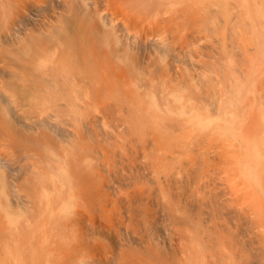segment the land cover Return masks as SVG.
<instances>
[{
  "label": "rangeland",
  "instance_id": "374dc122",
  "mask_svg": "<svg viewBox=\"0 0 264 264\" xmlns=\"http://www.w3.org/2000/svg\"><path fill=\"white\" fill-rule=\"evenodd\" d=\"M175 1L185 4L182 6H184V8L188 11L185 12L186 11L185 9L180 10L183 11L182 13L184 15L183 14L180 15L177 18V21L180 18L181 21L182 20L185 21V22L183 21L184 23H187L188 25L191 24L189 28L187 26L188 29L186 28V33L184 34L183 37H181L182 39L181 40L179 39L182 43V47L185 48L187 45V49H188L189 45L191 46L193 42H196L195 43L196 48L194 47L192 51L191 48H193V46L192 47L189 46L191 52L189 51V49L187 50L185 48V52H187L188 53L187 54L184 52V48L181 47L183 49L182 52L180 51L178 53H174V55L169 54L174 56L173 59V56H169L168 54L167 55L165 54L166 55L165 56L163 54L164 52H160L161 53L160 55L159 53L160 50L157 52V50L153 46H152L153 47L152 50L155 49L154 51L156 53L154 51L147 52L150 46L146 48L137 47L134 43L127 41L128 39L126 40L124 39L125 41L124 40L122 41L121 47H123L124 45V47L126 48L124 47L121 48L120 54H122V52L128 49L129 50L128 53L130 52V54H133V57L137 58V56L139 55L142 56V58L138 57L137 60L135 58L139 66L137 65L138 67L136 66L134 70L133 67L130 68L131 70L127 69L122 62H119V60L114 61V58L105 55V53L99 52V50L97 49L96 55H98L99 57L98 62L101 65V70H102L101 72L104 81L103 84L106 83L107 86L109 87L111 86V87L108 89V92L105 93L103 97H97L96 99L90 101L88 104L85 105L84 101L90 99L94 95L95 89L98 90L99 92L102 88V86L98 88L97 85L94 83L95 79H94L93 71L89 67L87 69L88 71H86V70H82V66L79 67V65L76 64V56L73 52L74 47L72 46V43H76L77 45V40H79L78 32H76L75 29V23L86 22L85 14L87 13L86 11L87 9L84 6L85 3H81L80 0H0V137L2 136L3 138H7L5 139L7 144H9V147L7 148L10 149V150L9 149L5 150V148H2L0 154L1 155L3 154V158L0 157V159L2 160V162H4V160H7V162L9 161L14 163L12 165L9 162L8 165L5 164L6 167H12L13 165L15 167L12 174L8 175L10 179L13 176L18 177L26 172H29L31 166L36 165V167L38 166L37 168L49 167L51 166L52 163L58 166L60 164H63L64 161L66 160L65 163H68V165L74 169L75 179H78L77 178L78 176L80 177L83 176L86 179L90 180L96 187H99L100 183L101 184L104 183V185L100 184V192L95 196L96 197L95 202L97 207L103 203V201H101L102 198L103 199L105 198L108 201L107 202L108 205L106 207V210L104 211L105 216H103L102 220H104L107 224H111L110 227L112 226L111 234L113 238L115 235H118L115 236L117 239L114 238L116 241L119 239L118 240L119 244L122 243L121 244L122 246H118V247H121V250H124L129 254H132L133 257L137 258L139 261L141 260L140 261L141 264L144 263L143 260L144 261L146 260L144 264L156 263L157 259L159 258L158 255H160L162 258L163 257L165 258V259H162L161 257H160L161 259L159 258L160 261L163 260L161 262L158 260L160 264L163 263L168 264L169 260H171L169 264L172 263L181 264L180 262H185V261H187L186 264H190L191 261L189 260L191 258L192 253H194V250H195V254H197L196 256L192 255L195 258L194 259L195 262L193 261L194 264H205L206 261L205 255H207L210 260L212 259L211 261L214 264H264V220L259 221L261 220V217L259 215L260 211L258 210V208H256L257 205L253 204L251 198L249 199L247 197V199L242 198L241 200H236L232 196V193L231 194L229 193V191L233 192L234 190L232 186L233 180L237 179L240 173H243V175H245L244 174L245 172H239V171H242L245 168V166L246 167L249 166L248 163L249 161H247L248 159L247 158H246L247 160L243 159V157L245 158L246 153L241 154L238 151V149L237 148L235 149L234 147L237 146L238 148H241L243 146L244 148L246 146L242 145L243 143H240L241 144V145L239 144L240 146L232 145L233 146V150H232V146L230 147L229 145L240 141L238 140V137L237 138L234 137L236 139H233V136H231V138L230 136L229 138L224 137V135L220 133V130H218L221 127L218 126V124L224 122L217 121L218 123H215L216 124L215 126V124L213 123L215 120L214 119L215 116L213 117L212 124L208 127H204L202 124L200 125V123L197 122H195L194 124V122H192L194 120L189 119V117H184L183 115L182 116L180 115L181 117L177 116V112L174 111L176 112V115H174V117L176 116L179 122L178 121L174 122L173 120L172 122L176 124L178 123L177 124L178 127L176 126V124L174 126L173 123L174 129L173 128L171 129V127H173L171 126L172 122L171 119L167 117L169 115L166 114H165L166 116L164 117L165 119H169L170 122H167L168 123L167 124L166 120H164L162 124L163 123L166 124L160 125L159 124L161 123L160 119L161 118L164 119V117H162L163 114L161 115L158 114L160 115L159 123H158L159 125L156 124V127H157V132L158 131L159 132L157 133L156 131L153 130L154 131L153 134L151 133V130L153 128H156V127H152V122H150L151 123L150 126L148 124V126L151 129L145 128L147 127L146 126L147 123H145L146 119L150 116L147 112L148 111L147 108L149 107V105L151 107L150 101L152 100L150 99L151 96L155 95L154 92L152 93V91H155L154 88L158 90V87H159V91L156 92L157 93L159 92V94H161L160 92H162L163 89V90H167L166 96H169L171 94L170 91L175 90L177 91V93H180L182 96L186 97L188 101L190 99L192 100L196 99V101L198 100V102L192 101L196 103L195 105H193L194 109L192 108L193 107L192 104L194 103H192L191 101L189 102L191 103V105L189 104L190 109H192L193 111L188 113L189 114L195 113V111L197 110L200 111L201 109L200 113H202L203 111L205 112L202 113V115L207 117V119L205 118L206 121H208V117L210 115L212 114L214 115V113L212 112H217V111L219 112L222 106L226 109L220 111V114L222 112L224 113L223 114L224 117H226L225 115H229V113L233 111L231 114L233 115L235 114L234 115L236 116L235 118L238 117L239 113L238 115H236V113L237 111L239 112L240 109L241 111H243L244 108L251 109L256 107V106L250 107V105L256 103V101L259 103L261 99H263V97L262 95L260 96V94L258 93L257 95L253 94L251 96H253L254 98L257 97L256 99L260 97L259 98L260 100L258 101L254 99L255 101H253L252 99V101H249L248 94L249 93L252 94V92L248 90L249 89L248 86L250 84L249 85L247 84L248 85L247 87L245 85L248 81H250V79H252L251 76H253L256 73L253 72L254 69H255L254 71H256L257 68L258 69L260 68L259 70L263 68L262 71H264V66H263L264 65V17H263L264 11H262L263 9L261 10V8L262 7L264 8V6L259 5V4H264V0H236L235 2L231 0L233 4L235 3L233 6L235 9L237 7L238 12L237 10L236 12L235 11L233 12V8L232 9L230 8L232 3L227 4L230 5L226 8V10L229 12L216 10L215 9L216 7H214V9L217 12L219 11L218 14L221 13V15H224V16L220 15L224 19L218 16V14L213 11L214 9L212 10L209 9V6H205L209 4L207 3L208 1L206 0H202V1L175 0ZM260 1L261 3H259ZM214 2L212 1V3L209 4L211 8L212 6H215ZM256 5L261 7L259 8ZM200 6H204V7L202 8ZM252 7L255 9V11L254 9H252ZM201 8L202 9L205 8L204 11H206L208 15L206 13L204 14L207 17L202 14L203 11ZM228 8H230L231 10H229ZM199 9H201V13ZM16 11H19L20 15L14 16L18 13V12L15 13ZM211 12L213 14L214 13L216 14L215 16L213 15V18ZM225 14H227L226 19H225ZM198 15H201V17ZM228 17H230V19H228L229 22L227 20ZM186 18H188L189 21L185 20ZM254 18L255 21H257V19L259 18L262 19L259 20L261 22L257 21L258 23H254L253 21ZM220 20L223 22H220ZM193 22H195L196 25H194ZM219 23L223 26H221ZM227 23L229 24V26L227 25ZM179 25L181 24L179 23ZM205 27L207 28L206 31L209 29V31L214 32V34L213 33L210 34V32H207L208 34H210V36L208 34H205L206 33V31H204ZM210 27H212V30L213 29L214 30L213 31L210 30L211 29ZM81 33H82L81 39H84L85 41L89 42L88 30L82 29ZM212 34L214 37L211 36ZM218 37L220 38L219 39L220 42L219 41H217L218 43H216V41L214 42L215 39L218 40ZM228 37H230L229 42L227 41ZM123 38L124 36L122 37V39ZM199 38L200 41L202 40L203 42L202 44H199L200 42L198 43ZM211 38L214 40H212ZM209 39L211 40L208 41ZM186 40L188 44H186ZM224 41H225V46L226 44H228L227 45L228 47L226 46L228 50L234 47L235 48L231 49V51L226 50L227 48L223 45ZM123 42L126 43L123 44ZM231 42L234 43L232 44V46L234 45L233 47L229 46L231 45ZM127 43H129L130 46L129 44L127 45ZM215 44L217 45L219 44L217 47L218 49H216ZM235 45H237V47ZM131 47L132 50H130ZM198 47L200 48L201 51L203 49L202 57H201L202 53H199L200 55L197 53ZM239 48L240 50H238ZM141 49L143 50L141 51ZM133 50L136 51L137 54L136 52L134 53ZM138 50L142 53L139 54L140 52ZM220 51L221 53H223V55L220 54ZM223 51L226 53H224ZM231 52L234 55H230ZM153 53L154 55H151ZM193 53L195 54L194 56ZM204 54L209 55L208 59H206L207 57H205L206 55ZM224 54L226 56H224ZM159 55L161 57L160 58L161 60L168 59L169 63L174 66L172 67V69H174L175 71L174 70L171 71L178 73L177 78H174V80L170 79L171 76L169 75L168 71H166V68L162 66V61L158 58ZM217 55L218 56L221 55V56L218 58ZM102 56L104 58H102ZM180 56L183 57V61H180V63H176L179 61L178 57ZM162 57L165 58L162 59ZM185 57L188 60L184 61ZM193 57L194 58L196 57V59H194ZM224 58L227 59H225L224 61ZM142 59H143V63L145 61V64H142L141 62ZM145 59L146 60L148 59L147 63ZM154 59L158 61L156 62ZM170 59H172L173 61L172 60L170 61ZM176 59H178V61ZM190 59L193 62V64H196L200 61L201 63L199 65L197 64V66L194 65L192 67L193 64L187 63L190 61ZM218 59H221L219 62L220 68L217 67ZM209 60L212 63L210 64L211 66L209 65L210 63ZM213 60H214V64L216 62V66L213 65L212 62ZM204 61L208 63L206 67H209L208 69H206L205 72L207 76V77L204 76V78L206 79L205 83L203 80L204 79L203 69L205 64L207 63H205ZM235 61L237 64H234ZM202 62H204L203 63L204 66H202L203 65ZM114 63H116L117 65ZM148 63L150 66L147 67ZM241 63L243 64V66H239V64L242 65ZM237 65L239 66L237 67V70L240 71V73H242L243 76L241 74L236 75L238 79H236V81L235 80L232 81L233 76L235 74H238V73H235L234 75L232 74V72L233 73L237 72L235 71L236 68L234 69V66L236 67ZM189 66L192 68L189 69ZM195 66L196 67L199 66L198 67L199 72L194 71ZM143 67L147 68L148 74H150V72H152V74L151 75L145 74L147 71ZM185 67L187 69L186 71H189L187 73H190L188 74L189 78L187 77V74H184L186 73V71L184 72ZM215 67L218 68L219 71ZM221 67L224 68L223 70L224 73L221 70ZM125 68L127 69V72L130 70L132 73L128 75V73L130 72L127 73ZM153 68H154V72L152 71ZM238 68L244 70V72L242 70H239ZM109 70L118 72L121 79L123 78V81L125 82L126 86H121L119 82L120 79H117L116 77L113 78V75L109 74ZM209 70L211 72H214L213 77L212 75H210L211 72ZM251 71L253 73H250ZM221 72L222 74H220ZM258 72H259V78H262V76L260 77L261 72L260 71ZM136 73L138 76L136 75ZM193 73L194 74L199 73L197 74L198 77L199 75L201 76L202 74V76L200 77L203 78L202 84L200 82H197V80H199L200 78H197V76L193 77L194 76ZM228 73L229 75H232V78L231 76L228 75ZM153 74L155 76L160 77V78L156 77L158 79L155 80L156 82L162 80L165 82L166 85H168V87L166 85H162V81L161 83L160 81L158 82V84L160 85L158 86V84L154 82L155 78L152 77ZM225 74H226V78L227 76L228 78L230 77L229 78L230 80H227L228 78L227 79L223 78L224 77L223 75ZM131 75L132 76L136 75L135 77L137 78H135L134 76L132 77ZM261 75H263V73H261ZM219 76H221L225 80V82L223 81L224 83L227 84L228 82L229 85L228 88H227L228 85L224 84L222 80H217ZM55 77L56 79H58V82L56 81ZM139 77L140 79L142 78L141 79L142 81L144 79V81L149 83V84L146 83L147 84L146 86L148 87L151 83H153L152 85L153 87L151 86L149 88V91L152 94L151 96H149L150 94L147 91L148 88H146L145 85L144 87L146 89L142 87L145 82L144 81L142 82L139 79ZM127 78H131V79H127ZM212 78L213 79L217 78L216 80L220 85L217 86V81L213 80ZM136 79L137 81L139 79V81H141L142 83L140 82L137 83ZM151 79H153L152 82ZM183 79H185L186 81L185 80L183 81ZM128 81L129 82L132 81L130 82L131 86L128 84ZM173 81H175L176 83H173ZM177 81L179 83L181 82L182 86L185 83H187L186 86L184 85L185 90L183 89L184 87L181 88V84H179ZM206 81L215 84L208 83L206 85L207 83ZM113 82L114 83L116 82L117 84L116 83L114 84ZM221 82L223 83V85ZM92 83H94V86ZM136 83L137 84L140 83L139 86L142 85L140 87L141 90H139L141 93L137 91L139 87L137 86ZM230 83H232V85L235 86L234 89H238V87L236 88L237 84L238 86L239 84L244 85V87L248 90L246 91V89L241 87L242 85H240V87L245 90L244 92L242 91L243 93L242 98L243 99L246 98L245 99L246 101L244 100V103L245 105L247 103L249 105V102L252 104L243 107L244 104L243 102H241L243 99L242 100L239 99L241 97L239 93L236 92L237 90L235 91L233 89V91L235 92H232V87ZM118 84H119V88L121 87V89L119 88L114 89L115 87H117ZM188 84L189 87L187 88ZM203 84H205L206 87ZM197 85L205 87V88H201L202 91L204 92H200V88L197 87ZM221 85L223 87L225 86L224 88L226 90ZM164 87L167 88L164 89ZM179 88L182 90L180 91ZM215 88L218 90V94ZM210 89H214V91ZM183 90L186 92H183ZM112 91L119 94H121L122 92L123 93L126 92V95L121 94L120 95L121 98H119V94L116 95ZM132 91L135 94L138 93L139 95L138 94L137 95L141 96V98L138 97L137 95H134V97L135 96L136 97L133 98ZM142 91L145 92V94H142L143 93ZM210 91L212 92V95L210 94L211 93ZM228 91H230L233 94L235 93V95L236 93H238V96L237 95L236 96L239 97L238 99L240 102H237V104L239 103L238 104L239 107L237 106V104H235L237 101V97L235 95L230 97L229 94L230 92ZM109 92H111L112 94L110 93L108 95ZM221 92L223 94L227 92L228 93L227 95L224 96V98H222L223 94L222 95L219 94ZM157 93L156 96H158ZM164 93H162L161 95L165 96ZM168 93L170 94L168 95ZM205 93L206 96L207 95H211V96H209L208 98L206 97L207 99L204 97L199 98L198 94L205 96L204 95ZM246 93L248 94L246 95ZM115 96L118 97L116 98ZM125 96L126 99L124 98ZM213 96H215L214 98H212L213 100L210 99V97ZM216 96H219L221 100L218 99V97L215 100ZM137 97L139 98L138 100L140 99L142 100L140 101L142 104V105L140 104L141 107H138L139 101H137L136 99ZM143 97L146 99L150 98L148 101H146L145 99V103L147 104L148 102L146 106L144 105L145 103L143 101L144 99ZM169 97L168 100L166 99L165 100L170 102L169 100L172 99V102L173 101L174 102L173 103L170 102L171 104L170 103L167 104L170 105V108L171 106L175 108V104H177V100L173 96H171L170 98ZM132 98L134 101L131 100ZM202 98L205 99L206 101L203 100ZM162 99H160V102ZM208 99L212 100V102L213 101L219 102L218 104L221 106V108L217 109L216 105L214 107L213 105L215 102L211 104L212 106L206 105L208 102H209L208 104H210L211 102ZM222 99L225 101L222 102ZM130 100L133 101V103L137 102L136 103L137 107H135L136 104L132 106L133 103L132 104L129 103ZM163 103L164 100H162L161 102L162 107H163ZM197 105L199 106V109L197 108L196 110L195 108L198 107ZM228 105L229 106L232 105L233 108L229 107ZM116 106L126 112H131L133 107H135L134 111H132L134 113V117H130L131 121H127L128 113L126 112L124 113V111L121 112V110L119 108H116ZM125 106L126 107L129 106L130 107V108L128 107L129 110ZM152 106L154 105L152 104ZM189 106H188V110L190 111ZM240 106L242 107L240 108ZM210 107L211 108L213 107L215 109H211ZM124 108H126V110ZM151 108L149 109L150 111ZM156 108H159V106ZM166 108L168 109L169 107L167 106L164 107L163 112L164 110H166ZM230 108L233 110L230 111ZM258 108H260V106L254 108V111L253 109L252 112L250 111L252 115L250 114V112L248 113L249 110L245 109L247 112L246 111H243V113L240 112L241 114L240 116L242 115L245 116L244 113L246 112L247 114L246 113L245 114L247 120L250 119L248 121L250 122L252 119L251 116L259 113L255 111V110L260 111ZM143 110H145L146 112L145 111L144 112L149 116L146 115L144 117L143 114L145 113H140V111ZM158 110L160 109H156V112L155 110L153 111L155 113H158L157 112ZM226 111H228L229 113ZM159 112H162V109ZM133 113L128 116L131 115L133 116ZM196 113H198V111ZM119 114L121 116H119ZM137 114L140 115V117L143 116L145 120L143 119L142 121V118H140ZM124 115H126V118H122V119H125L127 121L126 122L125 120H123L125 121L126 124L125 127H123L124 126L123 123L122 124L119 123V121L121 122L122 120L121 117H123ZM170 115L172 114L170 113ZM243 116L240 117V119L243 118V122H244V118L246 119V117ZM174 117L171 116L170 118H174ZM178 117L180 118V120ZM134 118H138L139 119L138 122L140 123L143 122L141 124L144 125L141 126L142 128H140V130L142 129L143 131L142 133H144V129H147L145 130V134H142L141 131L139 130L140 131L139 132L137 129H136L137 132L135 131L136 127L139 129L138 125H135L136 127L134 126L135 128H132L133 127L132 124L137 123L134 120ZM150 118L147 119L148 123ZM152 119L153 122L155 121L156 123V119L155 118ZM216 119H218V116H216ZM117 120L119 121L117 122ZM209 120L211 119L209 118ZM110 123L113 124L114 127L110 126L111 125ZM116 123H119L120 125L118 124L117 125L123 128L120 129L116 125ZM186 123L189 124V127L183 126ZM105 124L106 126H108L107 128L105 127ZM153 126L155 125L153 124ZM161 126H163V128ZM124 128L126 129L124 130L125 132H123ZM201 128L203 129L208 128L210 131L212 129V133L209 132L208 130L203 131V129ZM148 130H149L148 132L149 134L146 135V132ZM120 132L121 134H118ZM107 133L110 134L111 137ZM116 133L118 134L117 137L120 135L118 138H121L122 135H124L123 137H125V135H128L130 133L126 141L124 138L123 139L121 138L123 142L128 141L127 144L129 145L126 146L124 144L125 142L123 143L121 142V140L119 139L117 140V137L115 136ZM160 136L161 137L164 136V138L161 139ZM149 137L152 138V140H154V142L156 143L158 141L157 144L155 143L157 147ZM110 138H112L111 139L112 143H110L111 141H109ZM155 138L157 139V141H155L156 140ZM223 139L225 140L227 139V141ZM120 142L123 146L120 145L119 147L117 145L118 143L120 144ZM219 142L221 143L219 144ZM107 143H109V145ZM42 144L45 145L42 146ZM114 144L116 145V147ZM121 146L122 149H125L123 155H122L123 151L120 149ZM118 147L122 153H120ZM8 151L16 152L18 157L15 158L14 160L12 159L11 161L8 160V158H5V156L6 157L8 156L7 155ZM125 151L126 153L128 151V157ZM55 152H57V154H60L59 156L61 157L62 160H60V157H58V155ZM64 152L65 154H63ZM239 153L241 155H239ZM210 154L213 155V158L211 156L209 157ZM214 156H216L217 159ZM55 157L56 159L58 158L59 160L58 159L57 160L60 162H58L55 159ZM124 157H126L127 159ZM113 159L116 161L115 163L112 162L114 161ZM41 162L42 164H40ZM242 162L245 163L246 165L245 164H243L244 166L241 165ZM3 164H0V170L3 169V166H5ZM54 164H52V166H54ZM234 164H236V166ZM239 165L241 167L243 166V168L238 167ZM119 166L122 168H120ZM228 166H230V168ZM231 167L235 170V171L233 170V173ZM236 167L239 170H237ZM7 171L8 170L6 169V171L4 172ZM113 171L114 174H112ZM116 172L118 173L116 174ZM237 172H239L238 175H236ZM232 174H235L236 177L235 175ZM243 175L241 174L240 176L243 177ZM231 176L233 177L231 178ZM103 178H105V180ZM110 182L112 188L111 186H109V188L108 186H106V184L110 185ZM114 184L116 185V187ZM102 187L105 189H103ZM169 192L171 193V195ZM122 195L124 196V199ZM167 196L171 198H168ZM237 209L238 211H236ZM107 213L111 215L110 220L106 218ZM115 223L118 224H116L115 226ZM172 226H175L174 232H176V230L181 231L180 233L177 232V235L181 234L179 235V237H181V240H179L181 245L185 241L184 240L185 236L189 233L186 236L185 242H189V243L188 245H186V249L183 252L184 255L180 253L182 254V257H180L181 255H179L178 252L176 253L179 256H175V257L173 256L175 251L174 250L175 244H173L174 246L173 247L171 243L172 240L170 239V237L172 238L171 235L173 234L175 235V233L170 231V228ZM182 231H185V233L187 232V234L182 235L184 234ZM96 233L97 232L91 231L89 237L90 238L96 237L98 241L95 238L96 239L95 243H98L99 241H103L101 235H99V233L97 234ZM74 234H75L74 231L70 230L67 232L66 235L72 237V235ZM190 234H192V236ZM197 236L199 237L197 238ZM174 237L175 236H173V238ZM203 237L205 240L203 239ZM73 238L75 239L74 236ZM195 239L197 240L199 239L200 242ZM92 240L90 242L91 244H94ZM193 240H195V243ZM160 241L162 244L160 243ZM190 241H192L193 243L192 242L190 243ZM169 242L171 243L170 245H168ZM77 245H78V241L76 240L75 247ZM202 246L203 248H201ZM169 247L171 249L168 252H171V254L168 253L167 250L165 249V248L169 249ZM205 249L207 251H205ZM199 251L201 254H199ZM77 252L78 250L76 249L75 254ZM73 253H74V248H73ZM153 255H155L156 261L154 259H153L154 261L151 259ZM169 256L173 258L171 259ZM176 257H180L179 262H178V258L176 259ZM214 258L216 259L214 260ZM167 259L169 260L167 261ZM164 260H166V263ZM74 264H82V262L76 259L74 261Z\"/></svg>",
  "mask_w": 264,
  "mask_h": 264
},
{
  "label": "bare ground",
  "instance_id": "6f19581e",
  "mask_svg": "<svg viewBox=\"0 0 264 264\" xmlns=\"http://www.w3.org/2000/svg\"><path fill=\"white\" fill-rule=\"evenodd\" d=\"M81 1V3H85V7H86V11H87V13L85 14V17H86V22H84V23H81V22H76L75 23V29H76V32H78V35H79V40H77V45H76V43H72V46L74 47L73 48V52H74V54H75V56H76V64L77 65H79V67L80 66H82V70H86V71H88L87 69H88V67L93 71V75H94V79H95V81H94V83L97 85V87L99 88L100 86H102V88H101V90L98 92V90H96L95 89V92H94V95L90 98V99H87L86 101H84V104L86 105V104H88L90 101H92V100H94V99H96L97 97H103L104 96V94L105 93H107L108 92V89L111 87H109V86H107L106 85V83L105 84H103V77H102V70H101V65H100V63L98 62V60H99V57H98V55H96V53H97V49L99 50V52H102V53H105V55H108V56H110V57H112V58H114V61L115 60H119V62H122L123 64H124V66L127 68V69H130V68H132L133 67V70L136 68V66L138 65L139 66V64H137V62H136V60L138 59V57L140 58H142V56H140L139 54H141L142 52H140L139 50V56H137L136 54H137V52L136 51H134L135 50V47H134V53L136 52V56H137V58L136 57H133V54H130V52L128 53V49L127 50H122V51H124V52H122V54H120V49L121 48H123L124 47V45H123V47H121V45H122V41L125 39H128L127 41H130V42H132V43H134L137 47H142V48H146V47H149L150 46V48L153 46L156 50H157V52L159 51V53L160 52H164L163 54L165 55H169V54H173L174 55V53H178V52H182L183 51V49L182 48H184V47H182V43H181V37H183L184 36V34L186 33V28H187V26H188V28H189V26H191V24H190V22H189V24L190 25H188L187 23H184L185 21L184 20H180V18L178 19V21H177V18L180 16V15H182L183 13V11H180V10H183V9H185L184 8V6H182V5H185V4H183V3H181V2H178V1H175V0H80ZM200 1H202V0H200ZM206 1H208L207 3H212V1L214 2V4H215V6H212V8H211V6L208 4V5H205V6H209V9H214V7H216L215 9L216 10H221V11H227L226 10V8L228 7V6H230V5H227V4H231L232 3V5L230 6V8L232 9L233 8V12L235 11L236 12V10H237V7H236V9L234 8V4H233V2H231V0H206ZM230 1V2H229ZM232 1H236V0H232ZM196 2V1H195ZM204 2V1H203ZM218 5H217V4ZM259 3H261V1L259 2ZM198 4V3H197ZM201 4V3H200ZM213 4V5H214ZM82 5V4H81ZM218 7H217V6ZM227 5V6H226ZM259 5H263L264 6V4H259ZM83 6V5H82ZM251 6H253V5H251ZM257 7H259L258 5H256ZM200 7H204V6H200ZM256 7V8H257ZM261 7V6H260ZM259 7V8H260ZM188 8V7H187ZM191 8V7H190ZM189 8V9H190ZM201 8V9H202ZM230 8H228L229 10H231ZM254 8H255V6H254ZM253 7H252V9H254ZM201 9H199L200 10V13H201ZM207 9H208V7H207ZM213 10L214 12H216L217 14H218V12L216 11V10ZM251 9V8H250ZM251 9V10H252ZM263 9V10H262ZM186 10V9H185ZM196 10V9H195ZM205 10V8L204 9H202V11H203V15H205L204 13H206L207 15H208V13L206 12V11H204ZM261 10L262 11H264V8L262 7L261 8ZM14 11H15V9H14ZM13 11V12H14ZM211 11V10H210ZM254 11H255V9H254ZM12 12V13H13ZM18 12V13H17ZM185 12H188L187 10L185 11ZM227 12H229V11H227ZM227 12H225V13H227ZM237 12H238V10H237ZM15 13H17L16 15H14V16H17V15H20V13H19V11H16ZM201 14V15H202ZM184 15V14H183ZM186 15H187V13H186ZM201 15H198V16H200L201 17ZM211 15H212V18H213V15L215 16L216 14L214 13H212L211 12ZM221 15V13L220 14H218V16H220ZM227 14H225V19H226V16ZM13 16V17H14ZM206 16V15H205ZM218 16H216V17H218ZM221 16H224V15H221ZM220 16V17H221ZM229 16H230V14H229ZM187 17V16H186ZM193 17V16H192ZM207 17V16H206ZM264 17V16H263ZM183 18V17H182ZM205 18V17H204ZM203 18V19H204ZM215 18V17H214ZM221 18H223V17H221ZM191 19V18H190ZM194 19V18H193ZM224 19V18H223ZM222 19V20H223ZM228 19H230V17H228L227 18V20ZM257 19V18H256ZM262 19V18H261ZM260 18L259 19H257V21H259V20H261ZM180 20V21H179ZM185 20H188L189 21V19L188 18H186ZM219 20V19H218ZM184 21V22H183ZM187 21V22H188ZM202 21V20H201ZM204 21V20H203ZM224 21V20H223ZM223 21H221L220 20V22H223ZM254 23H258L257 21H255V18H254ZM198 22H199V20H198ZM228 22H229V20H228ZM259 22H261V21H259ZM179 23L181 24V25H179ZM194 23V25H196V23L195 22H193ZM203 23V22H202ZM216 23V22H215ZM187 24V25H186ZM211 24V23H210ZM220 24V23H219ZM218 24V25H219ZM223 24V23H222ZM186 25V26H185ZM198 25V24H197ZM221 25V24H220ZM227 25L229 26V24L227 23ZM212 26V25H211ZM221 26H223V25H221ZM225 27V26H224ZM187 28V29H188ZM202 28H204V27H202ZM201 28V29H202ZM211 29L210 30H212V27H210ZM214 28V27H213ZM219 28H221V27H219ZM82 29H87L88 30V36H89V38H88V40H89V42H87V41H85L84 39H81V31H82ZM206 27H205V30L204 31H206ZM216 29V28H215ZM218 29V28H217ZM224 29V28H223ZM214 30V29H213ZM212 30V31H213ZM226 30H227V27H226ZM207 32H210L209 31V29L206 31V33L205 34H208ZM211 33H213L214 34V32H210V34ZM210 34H208L209 36H210ZM213 34L211 35V36H213ZM231 34V33H230ZM124 36V38L122 39V37ZM194 36H196V35H194ZM200 36V35H199ZM180 37V38H179ZM198 37V36H197ZM196 37V38H197ZM201 37V36H200ZM214 37V36H213ZM212 37V38H213ZM230 37H231V35H230ZM230 37H228V42L230 41ZM192 38V37H191ZM211 38V39H212ZM216 38V37H215ZM131 39V40H130ZM180 39V40H179ZM193 39V38H192ZM203 39V38H202ZM211 39H209L208 41H210ZM219 37H218V40L217 39H212V40H214V42L216 41V43H218L217 41H219ZM124 40V41H125ZM232 40V39H231ZM126 41V42H127ZM192 41V40H191ZM195 41H197V40H195ZM126 42H123V44L124 43H126ZM193 42V41H192ZM200 42V43H199ZM207 42V41H206ZM220 42V41H219ZM196 42H193V44L190 46V47H192L193 46V48H191V50L192 49H194V47L196 48V44H195ZM198 43L199 44H202L203 42H202V40L200 41V38H199V40H198ZM212 43V42H211ZM129 43H127V45H128ZM186 44H188L187 43V40H186ZM191 44V43H190ZM232 44H234L233 42H231V45H229V46H231V47H233L232 46ZM260 44V43H259ZM134 45V46H135ZM184 45H185V43H184ZM183 45V46H184ZM211 45V44H210ZM216 45V49H218L217 47H218V45L217 44H215ZM215 45H213V46H215ZM224 46H225V41H224V44H223ZM228 44H226V46H227ZM125 46H126V44H125ZM129 46H130V44H129ZM189 46H188V49H189V51H190V48H189ZM212 46V45H211ZM223 46V47H224ZM225 46V47H226ZM236 47H237V45H235ZM128 47V46H127ZM133 47V46H132ZM132 47H131V49L130 50H132ZM153 47L151 48V50H150V48H149V50H147V52L148 51H154V50H152L153 49ZM182 47V48H181ZM228 47V46H227ZM226 47V48H227ZM230 47V48H231ZM261 47V46H260ZM124 48H126V47H124ZM180 48V49H179ZM186 49H187V45H186V47H185ZM185 48H184V52H185ZM235 48V47H234ZM234 48H231V49H234ZM139 49V48H138ZM187 49V50H188ZM223 49H225V48H223ZM231 49H229L228 50V48L226 49V50H228V51H231ZM136 50H137V48H136ZM143 49H141V51H142ZM186 50V51H187ZM198 54L199 53H202L201 54V57H202V55H203V49H202V51L200 50V48L198 47ZM215 50V49H214ZM226 50H224V51H226ZM238 50H240V48L238 49ZM188 51V52H189ZM193 51V50H192ZM196 51V50H195ZM200 51V52H199ZM223 51V52H224ZM155 52V51H154ZM191 52V51H190ZM208 52H210V51H208ZM214 52H216V51H214ZM236 52H238V51H236ZM262 52V51H261ZM106 53H108V54H106ZM144 53V52H143ZM150 53V52H149ZM156 53V52H155ZM185 53H187V52H185ZM196 53V54H197ZM224 53H226V52H224ZM228 53H230V52H228ZM227 53V54H228ZM260 53V52H259ZM130 54V55H129ZM162 54V55H163ZM188 54V53H187ZM206 54H207V52H206ZM206 54H204V55H206ZM210 54V53H209ZM220 54L221 55H223V53H221V51H220ZM263 54V53H262ZM134 55V56H135ZM145 55V54H144ZM151 55H154V53L153 54H151ZM160 55H161V53H160ZM160 55H159V59L161 58L160 57ZM165 55V56H166ZM173 55H169V56H173ZM195 54L193 53V56H194ZM200 55V54H199ZM211 55H212V53H211ZM215 55H216V53H215ZM214 55V56H215ZM220 55V56H221ZM230 55H234L232 52H231V54ZM235 55H236V53H235ZM103 56H104V54H103ZM102 56V58H104ZM197 56V55H196ZM218 56V55H217ZM220 56H218V58L220 57ZM224 56H226L225 54H224ZM110 57H109V60H110ZM168 57V56H167ZM166 57V58H167ZM189 57V56H188ZM205 57H207L206 59H208V57H209V55H206ZM135 58H136V60H135ZM147 58V57H146ZM165 58V57H164ZM163 57H162V59H164ZM176 58V57H175ZM194 58V57H193ZM192 58V59H193ZM211 58V57H210ZM144 59V58H143ZM143 59H142V64H145V61H144V63H143ZM149 59V58H148ZM148 59L146 60V63H147V61H148ZM150 59H152V58H150ZM173 59H174V56H173ZM178 59H179V61H178ZM178 59H176L178 62H176V63H180V61H183V57H178ZM194 59H196V57L194 58ZM198 59V58H197ZM204 59V58H203ZM213 59V58H212ZM211 59V60H212ZM225 59H227V58H224V61H225ZM155 60V59H154ZM161 60V59H160ZM159 60V61H160ZM172 59H170V61H171ZM185 60H188L186 57L184 58V61ZM200 60H202V59H200ZM220 60L221 59H218V63H217V67H219L220 68V65H219V62H220ZM113 61V62H114ZM116 61V62H117ZM156 61V60H155ZM158 61V60H157ZM156 61V62H157ZM162 61V66L164 67V68H166V71H168V73H169V75L171 76L170 77V79H173L174 80V78H177L178 77V73H175L174 71V69H172V67H174L173 65H171L170 63H169V61H168V59L166 60V59H164V60H161ZM173 61V60H172ZM190 61H191V59H190ZM187 62L188 64L189 63H191V64H193V62L191 61V62ZM210 61V60H209ZM233 61H234V59H233ZM106 62V61H105ZM140 62V61H139ZM205 63H207L206 61H204ZM204 62H202V64L204 63ZM213 62V65L214 66H216V62H215V64H214V60L212 61ZM232 62V61H231ZM173 63V62H172ZM175 63V64H176ZM183 63V62H182ZM201 63V61L200 62H198V63H196V64H193L192 65V67L194 66V65H196L197 66V64L199 65ZM224 63V62H223ZM114 64H116V63H114ZM122 64V65H123ZM141 64V63H140ZM187 64V65H188ZM210 64H212L211 63V61H210V63H209V65ZM234 64H237L236 63V61H235V63ZM233 64V65H234ZM242 64V63H241ZM104 65V64H103ZM106 65V64H105ZM110 65V64H109ZM117 65V64H116ZM206 65H208V63L207 64H205V66H204V64L202 65V66H204V69H203V71H204V75H203V78H204V76H206V69H208L209 67H206ZM222 65V64H221ZM119 66V65H118ZM117 66V67H118ZM137 66V67H138ZM141 66V65H140ZM148 66H150L149 65V63H148V65H147V67ZM194 67V71H198L199 72V70H198V67ZM211 66V65H210ZM239 66H243V64L242 65H240L239 64ZM238 65L235 67L234 66V69H235V71H237V72H232V74L234 75L235 73H238V74H235L234 76H233V78H232V75H229V73H228V75L229 76H231V78L233 79L232 81H236V79H238L237 77H236V75H239V74H241L242 76H243V74L242 73H240V71H238L237 70V67H239ZM264 66V65H263ZM84 67V68H83ZM142 67V66H141ZM151 67H152V65H151ZM192 67H190L189 66V69H191ZM106 68V67H105ZM116 68V67H115ZM125 68V70H126V72H127V69ZM140 68V67H139ZM143 68H145L146 69V73L145 74H148V70H147V68L146 67H143ZM178 68V67H177ZM183 68V67H182ZM187 68H188V66H187ZM216 68V67H215ZM233 68V67H232ZM241 68V67H240ZM110 69V68H109ZM141 69V68H140ZM144 69V70H145ZM197 69V70H196ZM200 69V68H199ZM216 69H218V68H216ZM239 69V68H238ZM260 69V68H259ZM258 68H257V70L256 71H254L253 70V72H256L253 76H251L252 77V79H250V81H248V82H250V83H246V87L248 86V90L249 91H251L252 92V94H248V93H246V95L248 94L249 96H251V95H257V93L258 94H260V96L262 95V97H263V99H261V101L258 103L257 101H256V103H250L249 101H252V99H253V101H255L254 99H256L257 97H253V96H251V97H249L248 96V102H249V105L250 104H252V105H250V107L251 106H256V107H258V106H260V108L262 109H260V108H258L260 111H257V110H255L256 112H259L258 114H256V112H255V114L256 115H253V116H251L252 117V119H251V121L250 122H248L250 119V117L248 116V115H250L251 114V112H252V109H253V111H254V108H256V107H254V108H251V109H246V108H244V110H243V108H242V110L243 111H246V110H249L248 111V113L250 112V114H248L247 116L249 117L248 119L249 120H247V117H246V114L244 113V115L245 116H243V117H246V119L244 118V122H243V118H241L240 119V117H242V116H240L241 114H240V112L241 113H243V111H241V107L242 106H240V110H239V112L237 111V113H236V111H235V113H236V115H238V113H239V115H238V117L237 118H235L236 116H234L233 114H231L233 111V109H231L230 108V111H232L231 113H229L228 111H226V112H228L229 113V115H225L226 117H224V113H222L221 112V114H220V111H222V110H224V109H226V108H224L223 106H222V108H221V106L218 104L219 102H216V101H213L212 102V98H214L215 96H213V97H210V99H212V100H210V99H208V100H210L211 102H210V104H206V105H211V104H213L214 102V107H215V105H216V108L217 109H220L221 108V110L218 112H212V113H214V115L212 114V115H210L209 117H208V121H206V119H207V117H205V116H203L202 115V113H205L204 111L202 112V113H200L201 112V109H200V111L199 110H197V108L199 109V106L198 107H196L195 109L198 111V113H196L197 111H195V113H191V114H189L188 112H192L193 110L192 109H190V106H189V104L191 105V103H189L190 101L192 102V101H195V102H198V100L196 101V99H194V100H192V99H190L189 101H188V99L186 98V97H184V96H182L180 93H177V91H175V90H172V91H170L171 92V94L170 93H168V95L171 97V96H173L176 100H177V104H175V108L174 107H172L171 106V108H170V105H168L170 102H172V99L171 100H169L170 102H168V101H166V100H168V97L169 96H166V91L167 90H163L161 87V89H162V92H160L161 94L162 93H164V91H165V96L164 95H161V94H159V92L157 93L156 91H159V87L158 86H160L159 84H158V82L160 81H155L157 78H160L159 76H155L154 74H153V78H155L154 79V82L155 83H157L158 84V90L157 89H155L154 88V90L155 91H152V93L154 92V96H151L152 94L150 93V91H149V88L153 85V83H151L150 85H149V87L148 86H146L147 84H149L148 82H146V81H144V79H143V81L145 82L144 84H143V88H145L144 87V85L146 86V88H148V93L150 94L149 96H151V99L150 98H144L143 99V101H144V103H145V99H146V101H148L149 99L150 100H152V101H150V103H151V107H150V105H149V107L151 108V111L149 110L150 108L148 107L147 109H148V111H147V109H146V111L148 112V114L150 115H148V114H146L145 112V110H143V111H140V113H145V114H143L144 115V117L146 116V115H148L149 117L148 118H150V117H152V118H155L156 119V123H155V121L153 122V119L152 118H150L149 119V123L147 122V119H146V122L145 123H147V127H145V128H149V129H151L149 126H150V122H152V127H156V124L157 125H161L162 124V122L164 121V120H166V123L167 122H170V120L169 119H171V122H172V120L175 122V121H178L177 120V117L175 116L174 117V115H176V112H177V116H179V117H181L182 115L184 116V117H189V119H192V120H194V121H192V122H194V124H195V122H197V123H200V125L202 124L204 127H208V126H210L211 124H212V122H213V117H214V124L215 123H218L217 121H222V122H224V123H220V124H218V126H221L220 127V129H218V130H220V133L221 134H223L224 135V137H228L229 138V136H230V138H231V136H233V139H236L237 137H238V140L240 141V142H236V143H234V144H231V145H229L230 147L233 145H239L240 143H243L242 145H244V146H246V147H244L243 148V146L241 147V148H238L237 146L236 147H234L235 149L237 148L238 149V151L241 153V154H244V153H246L245 154V158L243 157V159H246L247 161H249L248 163H249V166H245V168L242 170V171H239V172H245L244 174L245 175H243V173H240V175L242 174L243 175V177H241L240 175H239V177L237 178V179H235V180H233V183H232V186H233V188H234V190H233V192H231V191H229V193L231 194L232 193V196L236 199V200H241L242 198H245V199H247V197L250 199L251 198V201L253 202V204H255V205H257L256 206V208H258V210L260 211V217H261V220H259V221H262V220H264V71H262V69L261 70H259ZM116 70V69H115ZM131 70V69H130ZM128 71V72H130V73H128V75H130L132 72L131 71ZM149 70H150V68H149ZM152 70V69H151ZM171 70H174V71H171ZM187 69H186V67H185V69H184V72L186 71ZM221 70L223 71L224 70V68L223 67H221ZM220 70V71H221ZM226 70H227V68H226ZM225 70V71H226ZM233 70V69H232ZM239 70H242V69H239ZM153 72H154V68H153V70H152ZM158 71H159V69H158ZM210 71V70H209ZM217 71V70H216ZM218 71H219V69H218ZM217 71V72H218ZM243 72H244V70H242ZM241 71V72H242ZM258 71H260L261 73H263V75H261V73H260V77L262 76V78H259V72ZM101 72V73H100ZM125 72V73H126ZM135 72V71H134ZM142 72H143V70H142ZM187 72H189V71H186V73H184V74H187V77H188V74H190V73H187ZM192 72H193V69H192ZM207 72H208V70H207ZM211 72V71H210ZM228 72V71H227ZM252 71L250 72V73H253ZM203 73V72H202ZM212 73V74H211ZM210 73V75H212V77H213V74H214V72H211ZM223 73H224V71H223ZM226 73V72H225ZM109 74H111V75H113V78L114 77H116L117 79H120V84H121V86H126V84H125V82L123 81V78L121 79V77L119 76V73L118 72H115V71H112V70H109ZM135 74V73H134ZM142 74V73H141ZM152 74V72H150V74H148V75H151ZM156 74V73H155ZM194 74V73H193ZM197 74H199V73H197ZM197 74L195 73L194 74V76L193 77H196L197 76ZM220 74H222V72L220 73ZM136 75H137V73H136ZM135 75V76H136ZM157 75V74H156ZM209 75V76H210ZM132 76V75H131ZM134 76V75H133ZM132 76V77H133ZM134 76V77H135ZM138 76V75H137ZM141 76V75H140ZM155 76V77H154ZM186 76V75H185ZM201 76H202V74H201ZM200 75H199V77L197 76V78H200L201 77ZM224 77V79H227L228 78V76H227V78H226V74L225 75H223ZM128 77V76H127ZM131 77V78H132ZM142 77V76H141ZM146 77V76H145ZM157 77V78H156ZM180 77V76H179ZM182 77V76H181ZM207 77V76H206ZM214 77H216V76H214ZM131 78H127V79H131ZM135 78H137V77H135ZM189 78V77H188ZM196 78V79H197ZM203 78H200L199 80H197V82H200L201 84H202V81L204 80V83H205V78L203 79ZM220 78V79H219ZM221 76H219L218 77V79L217 80H222V82L224 81L225 82V80L222 78ZM230 78V77H229ZM227 79V80H230V79ZM240 78V77H239ZM55 79H56V77H55ZM139 79H140V77H139ZM139 79H138V81H137V79H136V82L138 83V82H140V83H142L141 81H139ZM193 79H195V78H193ZM203 79V80H202ZM209 79V78H208ZM210 79H211V77H210ZM213 79V78H212ZM215 78L213 79V80H216ZM135 80V79H134ZM158 80V79H157ZM185 79H183V81H184ZM216 80V81H217ZM56 81L58 82V79H56ZM114 81V80H113ZM153 81V79H151V82ZM162 81V80H161ZM161 81H160V83H161ZM186 81V80H185ZM212 81V80H211ZM215 81V82H216ZM111 82V81H110ZM130 82H132V81H130ZM129 81H128V84L131 86V83H130ZM171 82V81H170ZM178 82V81H177ZM207 83H206V85L209 83L208 81H206ZM214 82V81H213ZM221 82V83H222ZM223 82V83H224ZM229 82H231V81H229ZM94 83H92L93 84V86H94ZM114 83V82H113ZM116 83V82H115ZM114 83V84H115ZM124 83V84H123ZM134 83V82H133ZM136 83V84H137ZM139 83V84H140ZM147 83V84H146ZM154 83V84H155ZM173 83H176L175 81H173ZM172 83V84H173ZM179 83V82H178ZM223 83H222V85H223ZM234 83V82H233ZM117 84V83H116ZM139 84H137V86L139 87V89L137 90L139 93H141L139 90H141L140 89V87L141 86H139ZM179 84H181V82L179 83ZM186 84L187 83H185L184 85L186 86ZM209 84H215V83H209ZM224 84H226V83H224ZM231 84V87H232V92H235L236 90V92H238L239 93V95H240V97L241 98H239V97H237L238 96V93H236V95H235V93L233 94V93H231L230 91H228V92H230L229 94H230V97H232L233 95H235L236 97H237V101H236V103L235 104H237V102H240L239 101V99H243L242 97H243V93H242V91L244 92L245 90L243 89V88H245L244 87V85H242V84H239V86H238V84H237V86H236V88L238 87V89H234L235 88V86H233L232 85V83H230ZM248 84V85H247ZM162 85H166L165 84V82L164 81H162ZM176 85V84H175ZM184 85L182 86V84H181V88H183L184 87ZM193 85V84H192ZM204 86H205V84H203ZM218 85H220L219 83H218V81H217V86ZM221 85V86H222ZM226 85H228V82H227V84ZM240 85H242L241 87H243V88H241L240 87ZM114 86H116V85H114ZM114 86H113V88H114ZM136 86V85H135ZM154 86H156V85H154ZM167 87H168V85H166ZM180 86V85H179ZM190 86H191V84H190ZM138 87H136V88H138ZM153 87V86H152ZM166 87V88H167ZM189 87V84H188V86H187V88ZM197 87H199L200 88V92H204V91H202V89L201 88H205V87H203V86H199V85H197ZM223 87V86H222ZM225 87V86H224ZM223 87V88H224ZM229 87V85L227 86V88ZM230 87V88H231ZM97 88V89H98ZM119 88V84L117 85V87H115L114 89H118ZM126 88V87H125ZM145 88V89H146ZM165 87H164V89H166ZM195 88V87H194ZM208 88V87H207ZM209 88H210V86H209ZM213 88V87H212ZM229 88V89H230ZM119 89H121V87L119 88ZM161 89H160V91H161ZM180 89V88H179ZM184 90H185V87L183 88ZM192 89V88H191ZM216 89V88H215ZM220 89V88H219ZM225 89V88H224ZM233 89L235 90V91H233ZM246 89V88H245ZM94 90V89H93ZM131 90V89H130ZM151 90V89H150ZM182 89H180V91H181ZM183 90V92H186V91H184ZM187 90V89H186ZM210 90H213L214 91V89H210ZM222 90V89H221ZM226 90V89H225ZM231 90V89H230ZM247 89H246V91H248ZM127 91V90H126ZM146 91V92H147ZM188 91V90H187ZM195 91V90H194ZM216 91H217V94H218V90L216 89ZM216 91H215V94H216ZM113 92V91H112ZM133 92V91H132ZM143 92V91H142ZM157 93V95L159 96H156V93ZM189 92V91H188ZM192 92V91H191ZM207 92V91H206ZM211 92V91H210ZM226 92V91H225ZM227 92V93H228ZM111 92H109L108 93V95L110 94ZM114 94H119V93H116V92H113ZM148 93H147V95H148ZM194 93V92H193ZM197 93H199V92H197ZM209 93V92H208ZM227 93H225V94H223L222 92L221 93H219L220 95H222V98H224V96L225 95H227ZM112 94V93H111ZM121 94H125L126 95V92L125 93H121ZM121 94H119V98H121L120 97V95ZM138 93H134L133 92V94H132V96H133V98H135L134 97V95H137ZM142 94H145V92H143ZM195 94V93H194ZM211 95H212V92L210 93ZM214 94V95H215ZM85 95V94H84ZM123 95H122V97H123ZM139 95V94H138ZM137 95V96H138ZM197 95V94H196ZM205 96H203V95H200V94H198V96H199V98H201V97H204V98H208L209 96H211V95H207L206 96V93L204 94ZM245 95V96H246ZM106 96V95H105ZM161 96H164V97H166V98H164V97H161ZM229 96V95H228ZM107 97V96H106ZM116 98L118 97V96H115ZM138 97H140L141 98V96H138ZM136 98L137 99V101H139L138 102V107H141V102L140 101H142L141 99L140 100H138L139 98ZM148 97V96H147ZM169 97V98H170ZM188 97V96H187ZM191 97V96H190ZM217 97H218V99H220L221 100V98L219 97V96H216V98H215V100L217 99ZM227 97V96H226ZM225 97V98H226ZM125 99H126V96L124 97ZM131 98V97H130ZM133 98L131 99V100H133ZM162 98H164V99H162ZM192 98V97H191ZM206 98V99H207ZM239 98V99H238ZM250 98H251V100H250ZM260 97H258V99H256V100H260L259 99ZM160 99H162V100H164V103L166 104H164L163 103V107H162V105H161V102H162V100H161V102H160ZM166 99V100H165ZM175 99H173V100H175ZM203 99V98H202ZM201 99V100H202ZM246 98H244L241 102H243V107H245V106H249L248 105V103L245 105V103H244V100H245ZM129 101V103H133V101ZM203 100H205V99H203ZM109 101V100H108ZM120 101V100H119ZM206 101V100H205ZM223 101H225V100H223L222 99V102ZM246 101V100H245ZM106 102H107V100H106ZM135 102H136V100H135ZM174 102V101H173ZM172 102V103H173ZM113 103V102H112ZM137 103V102H136ZM136 103H133V105L132 106H134ZM149 103V104H150ZM168 103V104H167ZM192 103H194V102H192ZM110 104V103H109ZM117 104V103H116ZM127 104V103H126ZM125 104V105H126ZM141 104V105H140ZM147 104H148V102H147ZM146 103L144 104L145 106L147 105ZM152 104L154 105V106H152ZM159 104V105H158ZM171 104V103H170ZM196 103H194V104H192V106L193 105H195ZM239 104V103H238ZM238 104H237V106H238ZM256 104V105H255ZM130 105V104H129ZM258 105V106H257ZM261 105H262V107H261ZM111 106V105H110ZM119 106H121V105H119ZM159 106V108H156V107H158ZM169 107L168 109L166 108V110H164V112H163V108L164 107ZM188 106H189V109H190V111L188 110ZM212 106V105H211ZM229 106V105H228ZM109 107V106H108ZM114 107H115V105H114ZM126 107V106H125ZM129 107V106H128ZM128 107H126V108H128ZM135 107H137V104L135 105ZM135 107H133V109H132V111H134V108ZM144 107V106H143ZM142 107V108H143ZM161 107V108H160ZM229 107H232L233 108V106L231 105V106H229ZM239 107V106H238ZM237 107V108H238ZM116 108H119V107H117L116 106ZM126 108H124L125 110H126ZM130 108V107H129ZM129 108H128V110H129ZM154 108V109H153ZM193 109H194V106L192 107ZM211 108V107H210ZM249 108V107H248ZM113 109V108H112ZM120 110H121V112L122 111H124V110H122L121 108H119ZM144 109V108H143ZM155 110V112H156V109H160V110H158L157 112L158 113H155L153 110ZM161 109H162V112H159V111H161ZM211 109H215V108H211ZM216 109V110H217ZM229 109V108H228ZM227 109V110H228ZM246 109V110H245ZM118 110V109H117ZM188 110V111H187ZM215 110V111H216ZM126 112V111H124V113L126 112V113H128V115H130V114H132L133 112ZM145 111V112H144ZM149 111H150V113H149ZM168 113H167V112ZM173 111V112H172ZM174 111H176V112H174ZM96 112V111H95ZM104 112V111H103ZM116 112H118V111H116ZM120 112V111H119ZM211 112V111H210ZM225 112V113H226ZM136 113V112H135ZM170 113L172 114V115H170ZM175 113V114H174ZM216 113V114H215ZM218 113V114H217ZM254 113V112H253ZM104 114V113H103ZM121 114H123V113H121ZM158 114H163V116L162 117H164V116H166V115H169V116H167V117H169V119H165V117H164V119L163 118H161V119H163V120H161L160 119V122L161 123H159V118H160V115H158ZM166 114V115H165ZM220 114V115H219ZM227 114V113H226ZM127 115V114H126ZM126 115H124L123 117H121V119L122 118H126ZM127 115V117H128V120L127 121H131L130 119V117H134V113H133V116L131 115V116H128ZM138 115V114H137ZM158 115V116H157ZM181 115V116H180ZM252 115V114H251ZM119 116H121L120 114H119ZM139 117H140V115H138ZM174 117V118H170V117ZM216 116H218V119H216ZM222 116V117H221ZM166 117V118H167ZM178 117V118H179ZM203 117V118H202ZM212 117V118H211ZM220 117V118H219ZM2 118H4V117H2ZM6 118V117H5ZM140 118H142V121H143V116L142 117H140ZM176 118V119H175ZM206 118V119H205ZM209 118L211 119V120H209ZM253 118H255V119H253ZM120 119V118H119ZM120 119V120H121ZM152 119V120H151ZM154 119V120H155ZM103 120V119H102ZM123 120H125V119H122L121 120V122L119 121V120H117V122L119 121V123L120 124H124V126L123 127H125V121H123ZM134 120L137 122V123H134V124H132L133 125V127L132 128H135L136 126L135 125H138V127H139V129L136 127L135 128V131L137 132V130L139 131L140 130V128H142L141 126H143L141 123H143V122H138L139 121V119L138 118H134ZM145 120V119H144ZM158 120V121H157ZM168 120V121H167ZM179 120H180V118H179ZM247 120V121H246ZM104 121V120H103ZM123 121V122H122ZM126 121V122H127ZM135 121H133V122H135ZM181 121H182V119H181ZM216 121V122H215ZM174 122H172L171 124V126H173V123ZM179 122V121H178ZM186 122V121H185ZM191 122V123H192ZM106 123V122H105ZM119 123H116V125L118 124V125H120ZM139 123V124H138ZM159 123V124H158ZM166 123H163L162 125H164V124H166ZM187 123H189V122H187ZM186 123V124H187ZM196 123V124H197ZM107 124V123H106ZM106 124H105V127L107 128L108 126H106ZM111 124V123H110ZM109 124V125H110ZM129 124V123H128ZM148 124H149V126H148ZM153 124L155 125V126H153ZM168 124V123H167ZM170 124V123H169ZM175 124L176 123H174V126H175ZM178 124V123H177ZM177 124H176V126H177ZM183 125L184 127H189V124H187V125ZM222 124V125H221ZM85 125V124H84ZM115 125V126H116ZM117 125V126H118ZM131 125V126H132ZM110 126H113L114 127V125L113 124H111ZM116 126V127H117ZM129 126V125H128ZM127 126V127H128ZM135 126V127H134ZM166 126V125H165ZM165 126H164V128H165ZM174 126L173 127H171V129L173 128L174 129ZM194 126V125H193ZM199 126V125H198ZM197 126V127H198ZM215 126H216V124H215ZM84 127V126H83ZM104 127V126H103ZM104 127V128H105ZM119 127V126H118ZM117 127V128H118ZM122 127V128H123ZM160 127V126H159ZM162 128H163V126H161ZM178 127V126H177ZM196 127V126H195ZM203 127V128H204ZM120 129H122L121 127H119ZM118 128V129H119ZM168 128H169V126H168ZM203 128H201V129H203ZM116 129V128H115ZM137 129V130H136ZM144 129V128H143ZM147 129H144V133H142L143 131H142V129L140 130L141 131V133L142 134H145V130H147ZM175 129H178V128H175ZM214 129V128H213ZM216 129V128H215ZM107 130V129H106ZM124 130H126L125 128L123 129V132H125ZM134 130V129H133ZM156 131L157 132V127L156 128H153L152 130H151V133L153 134V132L154 131ZM206 130H208L209 132H211L212 133V129H211V131L207 128H205V129H203V131H206ZM121 131V130H120ZM130 131H132V130H130ZM139 131V132H140ZM214 131H216V130H214ZM214 131H213V133H214ZM108 132V131H107ZM122 132V131H121ZM121 132L120 133H118V134H121ZM149 132V130L146 132V135L147 134H149L148 133ZM159 132V131H158ZM157 132V133H158ZM218 132V131H217ZM104 133H105V131H104ZM110 133V132H109ZM108 134V133H107ZM111 134V133H110ZM110 134H108L110 137H111V135ZM117 133L115 134V136L117 137V135H118ZM130 134V133H129ZM129 134L128 135H125V137H123L124 135H122V139L124 138L125 139V141L127 140V138H128V136H129ZM151 134V135H152ZM206 134V133H205ZM107 135V136H108ZM141 135V134H140ZM156 135V134H155ZM218 135V134H217ZM240 135V136H239ZM120 136V135H119ZM118 136V137H119ZM127 136V137H126ZM145 136V135H144ZM149 136V135H148ZM153 136V135H152ZM211 136V135H210ZM113 137V136H112ZM117 137V140L119 139V140H121V142H123L122 141V139L121 138H118ZM131 137V136H130ZM146 137V136H145ZM151 137V136H150ZM149 137V138H150ZM161 137V136H160ZM234 137H236V138H234ZM241 137V138H240ZM147 138V137H146ZM164 138V136L163 137H161V139H163ZM218 138H220V137H218ZM5 139H7V138H3L2 136L0 137V153H1V149L2 148H5V150L6 149H9V148H7V147H9V144H7V142H6V140ZM38 139V138H37ZM111 139L112 138H110V140L109 139H107V140H109V141H111ZM130 139V138H129ZM132 139V138H131ZM145 139V138H144ZM151 140H152V138H150ZM156 139V138H155ZM159 139V138H158ZM214 139V138H213ZM43 140V139H42ZM106 140V139H105ZM223 140H225V139H223ZM237 140V141H238ZM11 141H12V139H11ZM108 141V142H109ZM124 141V142H125ZM153 142H154V140H152ZM155 141H157V139L155 140ZM160 141V140H159ZM217 141V140H216ZM225 141H227V139L225 140ZM236 141V140H235ZM121 142H120V144L118 143V145L117 146H119L120 147V145H122L121 144ZM123 142V143H124ZM128 142V141H127ZM127 142H125L124 144L126 145V146H128L129 144H127ZM129 142H131V141H129ZM161 142H163V141H161ZM224 142V141H223ZM223 142H222V144H223ZM233 142H234V140H233ZM11 143V142H10ZM29 143V142H28ZM110 143H112V141L110 142ZM156 142H154V144H155ZM157 143H158V141H157ZM156 143V144H157ZM214 143V142H213ZM221 142H219V144H220ZM13 144V143H12ZM48 144V143H47ZM108 145H109V143H107ZM155 144V145H156ZM163 144V143H162ZM216 144V143H215ZM221 144V145H222ZM45 145V144H44ZM43 144H42V146H44ZM115 145V144H114ZM212 145V144H211ZM241 145V144H240ZM239 145V146H240ZM10 146H12V145H10ZM16 146H18V145H16ZM123 146V145H122ZM122 146H121V150L123 151V153L121 152V150L119 149V147H118V149H119V151H120V153H122V155L124 154V150L125 149H122ZM161 146V145H160ZM163 146V145H162ZM233 146H232V150H233ZM115 147H116V145H115ZM130 147H131V144H130ZM156 147H157V145H156ZM166 147V146H165ZM164 147V148H165ZM213 147V146H212ZM227 147H228V145H227ZM97 148V147H96ZM108 148V147H107ZM110 148V147H109ZM125 148V147H124ZM128 148V147H127ZM214 148V147H213ZM114 149V148H113ZM129 149V148H128ZM228 149H230V148H228ZM10 150V149H9ZM98 150V149H97ZM4 151V150H3ZM65 151V150H64ZM99 151V150H98ZM110 151V150H109ZM116 151H117V149H116ZM129 151V150H128ZM128 151H127V153H126V151H125V153L127 154V157H128ZM236 151V150H235ZM58 152V151H57ZM57 152H55L56 154H57ZM237 152V151H236ZM235 152V153H236ZM59 153V152H58ZM115 153H117V152H115ZM119 153V154H120ZM130 153V152H129ZM239 153V155H241ZM63 154H65V152L63 153ZM8 156L6 157L5 156V158H8V160H14L15 158H17L18 157V155L16 154V152H9L8 151V154H7ZM58 155V157H60L59 155L60 154H57ZM249 155V156H248ZM212 157L213 158V155L212 154H210L209 155V157ZM0 157L1 158H3V154L1 155L0 154ZM215 158H216V156H214ZM220 157V156H219ZM218 157V158H219ZM242 157H241V159H242ZM44 158V157H43ZM123 158V157H122ZM124 158H126V157H124ZM214 158V159H215ZM239 158H240V156H239ZM55 159H56V157H55ZM58 159V158H57ZM56 159V160H57ZM127 159V158H126ZM217 159V158H216ZM222 159V158H221ZM241 159H240V161H241ZM59 160V159H58ZM57 160V161H58ZM60 160H62L61 159V157H60ZM90 160V159H89ZM114 160V159H113ZM48 161V160H47ZM55 161V160H54ZM64 161V160H63ZM95 161V160H94ZM111 161V160H110ZM239 161V162H240ZM5 162V163H4ZM4 162H2V160L0 159V164H3V165H8L9 163L12 165V164H14V163H12V162H7V160H4ZM51 162V161H50ZM53 162V161H52ZM58 162H60V161H58ZM66 162V160L64 161V163L63 164H60V165H55L54 163H52V164H54V166H52V164H51V166H49V167H41V168H37L36 167V165L35 166H31V168L29 169V172H26V173H24L23 175H20V176H18V177H12L11 179L8 177V175H11L12 174V172H13V170L15 169V167H14V165L12 166V167H6V165L5 166H3V169H1L0 171V264H74V261L77 259V260H80V262H82V264H141L140 263V261L137 259V258H135V257H133V255L132 254H129L128 252H126V251H124V250H121V247H118V246H122L121 244L122 243H120L119 244V239L116 241L115 239H117L115 236H118V235H115L114 236V238L112 237V234H111V227H110V225L111 224H107L104 220H102L103 219V216H105V210H106V207H107V205H108V201H107V199H103L102 198V200L101 201H103V203L100 205V206H98L97 207V205H96V202H95V199H96V194H99V192H100V184H99V187H96L90 180H88V179H86L85 177H83V176H78L77 178L78 179H75L74 177V174H75V172H74V169L72 168V167H70L69 165H68V163H65ZM112 162H116L115 160L114 161H112ZM124 162V161H123ZM122 162V163H123ZM230 162V161H229ZM245 162V161H244ZM49 163V162H48ZM61 163H62V161H61ZM121 163V162H120ZM224 163H226V162H224ZM228 163V162H227ZM246 163V162H245ZM245 163H243L242 162V164L241 165H243V164H245ZM247 163V164H248ZM40 164H42V162L40 163ZM44 164V163H43ZM47 164V163H46ZM50 164V163H49ZM48 164V165H49ZM57 164V163H56ZM79 165V164H78ZM107 165V164H106ZM228 165V164H227ZM235 166H236V164H234ZM246 165V164H245ZM46 166V165H45ZM111 166H113V165H111ZM244 166V165H243ZM243 166L241 167L240 165L238 166V167H240V168H243ZM80 167V166H79ZM120 167V166H119ZM229 168H230V166H228ZM11 168V169H10ZM103 168H105V167H103ZM120 168H122V167H120ZM128 168V167H127ZM235 168V167H234ZM237 168V167H236ZM6 169L8 170L7 172H4V171H6ZM11 170V172H10V170ZM231 169H232V173H233V168L231 167ZM87 170V169H86ZM116 170V169H115ZM237 170H239L238 168H237ZM241 170V169H240ZM246 170V171H245ZM2 171H3V173H2ZM85 171V170H84ZM112 171V170H111ZM235 171V170H234ZM239 172H237L236 173V175H238V173ZM8 173V174H7ZM86 173V172H85ZM89 173V172H88ZM107 173H108V171H107ZM118 172H116V174H117ZM112 174H114V171H113V173ZM227 174H230V173H227ZM94 175V174H93ZM232 175H235V174H232ZM236 175H235V177H236ZM159 176H161V175H159ZM89 177V176H88ZM105 177V176H104ZM233 176H231V178H232ZM227 178V177H226ZM104 180H105V178H103ZM107 179V178H106ZM229 179V178H228ZM102 181V180H101ZM100 181V182H101ZM229 181V180H228ZM111 182H112V180H111ZM111 182H110V185H107L106 184V186H108V188H109V186H111ZM108 183V182H107ZM103 185H104V183H102ZM101 184V185H102ZM115 185V184H114ZM113 185V186H114ZM115 187H116V185H115ZM103 188V187H102ZM111 188H112V186H111ZM232 188V189H233ZM103 189H105V188H103ZM167 189V188H166ZM242 191V192H241ZM119 193V192H118ZM170 193V192H169ZM167 194V193H166ZM120 195V194H119ZM170 195H171V193H170ZM122 197H123V199H124V196L122 195ZM168 197V196H167ZM116 198V197H115ZM120 198H121V196H120ZM168 198H171V197H168ZM122 199V200H123ZM248 199V200H249ZM228 200V199H227ZM256 201V202H255ZM123 202V201H122ZM117 203H119V202H117ZM249 204H251V203H249ZM248 205V204H247ZM248 207V206H247ZM117 209V208H116ZM115 209V210H116ZM236 211H238V209L236 210ZM254 211V210H253ZM243 212V211H242ZM241 212V213H242ZM245 212V211H244ZM255 212V211H254ZM122 213V212H121ZM240 213V214H241ZM247 213V212H246ZM117 214V213H116ZM118 215V214H117ZM106 218L108 219V220H110L111 219V215L110 214H108L107 213V216H106ZM121 221H122V219H121ZM110 222V221H109ZM115 222V221H114ZM116 224H118V223H115V226H116ZM113 229V228H112ZM74 231V235H72V237L71 236H67L66 234H67V232L68 231ZM174 230H175V226H172L171 228H170V231L171 232H173V233H175V235L173 234V235H171L172 236V238L170 237V239L172 240V246H173V244H175L174 246H175V251H174V254H173V256L175 257V256H179V255H181L180 257H182V254H183V252H184V250L186 249V245H188V243L189 242H185L186 241V236L189 234H187V232L185 233V231H182L184 234H182V235H185V234H187L186 236H185V241H184V243L181 245L180 244V242H179V240H181V237H179V235H181V234H178L177 235V232H181V231H178V230H176V232H174ZM97 232V233H99V235H101V237H102V239H103V241H99L98 243H95V240L97 239L96 237V239L95 238H90L89 237V234H90V232ZM96 233V234H97ZM113 233V232H112ZM120 235V234H119ZM191 236H192V234H190ZM190 235H189V238H190ZM73 236L75 237V239L73 238ZM173 236H175L174 238H173ZM182 237H184V236H182ZM194 237V236H193ZM199 236H197V238H198ZM119 238V237H118ZM196 238V237H195ZM93 239V240H92ZM121 239V238H120ZM192 239V238H191ZM203 239H204V237H203ZM76 240L78 241V245L75 247V244H76ZM93 241L94 242V244H91V242L90 241ZM170 240V241H171ZM195 240H197V239H195ZM195 240H193L194 241V243H195ZM205 240V239H204ZM97 241H98V239H97ZM173 241H174V243H173ZM188 241V240H187ZM197 241H199L200 242V240L198 239ZM120 242H121V240H120ZM192 241H190V243H191ZM203 242H206V241H203ZM159 243V242H158ZM160 243H161V241H160ZM170 242H169V244L168 245H170L171 244ZM193 243V242H192ZM119 244V245H118ZM123 244H124V242H123ZM162 244V243H161ZM198 244V243H197ZM199 244H201V243H199ZM204 244V243H203ZM202 244V245H203ZM207 244V243H206ZM205 244V245H206ZM196 245V244H195ZM208 245V244H207ZM167 246V245H166ZM173 246V247H174ZM200 246V245H199ZM204 246V245H203ZM203 246L201 247V248H203ZM171 247V246H170ZM169 247V249L168 248H165L166 250H167V252L172 248H170ZM190 247V246H189ZM196 247V246H195ZM73 248H74V253H73ZM206 248V247H205ZM78 250V252L75 254V250ZM188 249V248H187ZM190 249V248H189ZM191 250V249H190ZM189 250V251H190ZM186 251H188V250H186ZM197 251V250H196ZM205 251H207L206 249H205ZM176 252H178L179 253V255L176 253ZM203 252V251H202ZM168 253H170L171 254V252H168ZM180 253H182V254H180ZM189 253V252H188ZM192 253V252H191ZM191 253H190V255H191ZM205 253V252H204ZM199 254H201L200 253V251H199ZM135 255V254H134ZM184 255V254H183ZM192 255H197V254H195V250H194V253H192ZM191 255V258H190V260L189 261H191V263L190 264H194V262H195V258L193 257ZM153 256H154V258H153ZM152 257H151V259L153 260H155V255H153ZM159 256V258L161 257L160 255H158ZM157 256V257H158ZM206 256V261H205V264H214L210 259H209V257L207 256V255H205ZM234 256H235V254H234ZM170 257V256H169ZM180 257H176V259L178 258V262H179V258ZM198 257H199V255H198ZM159 258L157 259V262L156 263H154V264H160V262L161 261H163V260H159ZM162 258V257H161ZM160 258V259H161ZM171 258V257H170ZM173 258V257H172ZM171 258V259H172ZM162 259H165L164 257L162 258ZM181 259H183V258H181ZM216 258H214V260H215ZM153 260V261H154ZM158 260L160 261V262H158ZM169 259H167V261H168ZM146 261V260H145ZM145 261L143 260V262L145 263ZM156 261V260H155ZM165 261V263H166V260H164ZM170 261L171 260H169L168 262L170 263ZM184 261V260H183ZM194 261V262H193ZM201 261V260H200ZM199 261V262H200ZM167 262V263H168ZM177 262V261H176ZM177 262V263H178ZM143 263V264H144ZM163 263V262H162ZM168 263V264H169ZM181 264H186L187 263V261H185V262H180ZM215 263H216V261H215ZM146 264H150V263H146ZM152 264V263H151ZM164 264V263H163ZM173 264V263H172ZM179 264V263H178Z\"/></svg>",
  "mask_w": 264,
  "mask_h": 264
}]
</instances>
